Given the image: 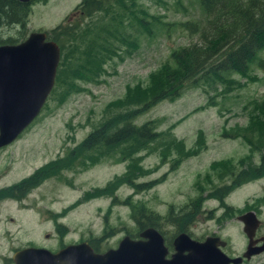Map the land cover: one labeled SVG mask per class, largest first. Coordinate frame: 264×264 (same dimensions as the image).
Wrapping results in <instances>:
<instances>
[{
  "label": "rangeland",
  "instance_id": "rangeland-1",
  "mask_svg": "<svg viewBox=\"0 0 264 264\" xmlns=\"http://www.w3.org/2000/svg\"><path fill=\"white\" fill-rule=\"evenodd\" d=\"M79 2L32 1L23 40L32 31L48 33L63 21L75 23L71 16ZM137 2L160 20L155 23L147 18L151 33L130 28L128 38L136 45L122 43L118 55L104 64V73L96 82L84 83L82 90L62 100V87L55 80L39 115L9 146L0 149V185L19 180L51 160L64 159L63 167L42 180L30 196L35 202L31 207L16 211L8 206L11 203L1 206V217L16 219L10 225L16 227L11 228L12 244L32 237L33 242L55 250L61 244L98 238V252L115 248L124 235L138 230L126 199L141 202L164 217L170 205L178 209L197 197H205L187 233L199 239L216 232L229 240L234 254L241 253L246 244L237 216L253 210L264 224V175L234 186L223 201L207 197L212 185L224 183L212 169L215 163L257 166L264 152L251 149L236 135L254 128L253 118L264 119L254 110V103L264 100V74L255 65L247 76L230 75L229 79L234 80L231 82L199 80L176 99L162 100L139 114L134 122L152 120L160 136L132 160L116 152L95 161L71 155L69 161L71 150L108 116L109 102L122 97L128 87H144L149 74L168 62L174 49L197 41L195 34L179 26L198 14L197 0H181L177 5L175 0ZM0 37L22 41L18 26L1 27ZM130 162L142 168H132L138 188L123 178ZM162 222L161 229L167 236L172 235L175 226ZM248 264H264V255Z\"/></svg>",
  "mask_w": 264,
  "mask_h": 264
},
{
  "label": "trees",
  "instance_id": "trees-1",
  "mask_svg": "<svg viewBox=\"0 0 264 264\" xmlns=\"http://www.w3.org/2000/svg\"><path fill=\"white\" fill-rule=\"evenodd\" d=\"M32 1L35 0L29 3L0 0V28L18 26V33L23 40ZM175 2L176 5L181 4V0ZM197 4L198 14L179 23L189 33L195 34L197 41L174 49L169 61L149 74L144 87H128L122 97L109 102L108 116L71 150L69 161L71 155H83L88 161H95L116 152L123 159L132 160L133 155L160 136L152 120L140 124L134 122L139 114L162 100L176 99L188 86L199 80L231 82L234 80L229 79L230 75L247 76L248 70L254 65L264 74V0H197ZM73 13L71 17L76 20L75 23L63 21L48 32V37L60 48L55 77L57 84L62 87L60 100L82 90L84 83L96 82L104 73V64L118 55L117 50L122 43L136 45L134 40L128 38L130 28L136 27L151 33V23L147 18L151 17L155 23L160 21L137 0H80ZM7 43L14 44L17 40L0 37V44ZM254 105V110L264 115V100ZM252 124L254 128L250 127L236 135H240L251 149L262 152L264 119L255 117ZM62 161L64 159L61 158L49 161L23 183L36 178V184L41 183L63 167ZM132 168L142 171L136 163L130 162L123 178L138 188L140 185L133 181L135 173ZM212 169L218 180L224 183L212 185L207 197L223 201L234 186L264 175V152L257 166L242 164L236 167L232 161H222L215 163ZM226 177H229V181H225ZM203 200L205 197H197L178 209L170 205L167 215L162 217L145 204L126 199L125 203L130 206L131 216L138 228L136 234L128 235L133 238L138 236L140 230L154 227L170 246L176 234L187 232ZM162 220L175 226L172 235L167 236L161 229ZM88 243L95 251L99 249L98 238Z\"/></svg>",
  "mask_w": 264,
  "mask_h": 264
},
{
  "label": "water",
  "instance_id": "water-1",
  "mask_svg": "<svg viewBox=\"0 0 264 264\" xmlns=\"http://www.w3.org/2000/svg\"><path fill=\"white\" fill-rule=\"evenodd\" d=\"M59 60V46L47 39L46 32L32 31L18 43L0 44V148L13 142L39 115L54 86ZM237 219L248 236L259 223L252 210ZM225 243L218 236H208L201 242L180 232L167 257L163 235L154 227H146L137 238L126 234L115 248L104 252H95L82 241L54 252L28 247L15 260L16 264H237L241 258H230L221 250ZM253 251L248 248L244 256L249 257Z\"/></svg>",
  "mask_w": 264,
  "mask_h": 264
},
{
  "label": "flooded vegetation",
  "instance_id": "flooded-vegetation-1",
  "mask_svg": "<svg viewBox=\"0 0 264 264\" xmlns=\"http://www.w3.org/2000/svg\"><path fill=\"white\" fill-rule=\"evenodd\" d=\"M47 39H50V38L47 37ZM10 144L3 146L0 149H4L5 147L9 146ZM41 166H39V167H41ZM39 167L34 168L31 173L20 178L19 180H16V181L9 183V184H6V185H0V211H1V206H6L7 203H11V205H8V206L14 207V209L16 211L26 210L28 207H31L33 205V203H35L30 198V196H32L34 191L39 188L41 183L36 184L37 178H36V180L32 179L29 182H25V183H23V182L25 180H27V178L32 176L34 173H36L37 169ZM38 198H40V197H38ZM257 218H258V216H257ZM239 222L241 223V230L243 231L245 238H246L245 249H243V251L241 253H237V254L231 253L229 240L228 239L224 240L222 238V236L216 232H212L209 235L199 237V239H197V240L202 242L208 236H218L226 242L224 246H221V250L226 255H228L230 258H236V257L241 258V260L237 264H248L249 262H252V260L254 258L264 255V233L261 232V229L264 226V224H263V221L259 219L258 225L253 229V234L251 236H248V234H246L243 230V227H244L243 223L241 221H239ZM14 223H16L15 217H13V216L1 217V213H0V264H16V260H15L16 255L18 253H20V251H22L25 248H28V247L43 248L44 247L37 242H33L31 240L32 237H30L24 243L12 244V242H11V239H12L11 228L13 227L16 230V227L14 225L13 226H10V225L14 224ZM38 223H39V221H38ZM34 237H36L35 234H34ZM174 237L171 240L170 246H168V244L164 238L165 244L168 248L167 257H169L170 254L172 253L170 251L173 250L172 241H173ZM66 245L67 244H61L55 250H52L50 248H47V249L54 252V251H57L58 249L66 246ZM44 248H46V247H44ZM248 248L251 250H254L253 253H251V255L249 257L244 256V254L247 252ZM95 252H98V251H95ZM231 264H233V263H231Z\"/></svg>",
  "mask_w": 264,
  "mask_h": 264
},
{
  "label": "bare ground",
  "instance_id": "bare-ground-1",
  "mask_svg": "<svg viewBox=\"0 0 264 264\" xmlns=\"http://www.w3.org/2000/svg\"><path fill=\"white\" fill-rule=\"evenodd\" d=\"M42 32H45V31H42ZM46 34H47V37H48V33L46 32ZM50 40H52V39H50ZM54 41V40H53ZM59 46V45H58ZM60 49V48H59Z\"/></svg>",
  "mask_w": 264,
  "mask_h": 264
}]
</instances>
